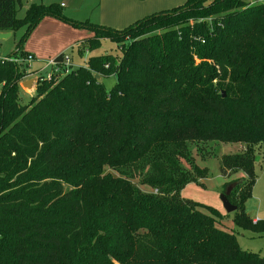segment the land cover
Instances as JSON below:
<instances>
[{
  "label": "trees",
  "instance_id": "trees-1",
  "mask_svg": "<svg viewBox=\"0 0 264 264\" xmlns=\"http://www.w3.org/2000/svg\"><path fill=\"white\" fill-rule=\"evenodd\" d=\"M20 1L0 0V31L24 28L12 56H26L45 15L88 29L84 50L105 37L120 53L37 81L28 105L27 65L0 62V264H264L216 225L219 210L179 195L203 171L182 165L191 144L243 143L219 171L241 172L223 187L243 226L259 223L244 202L253 146L264 144V2L185 0L117 30L64 18L62 4L32 3L18 17Z\"/></svg>",
  "mask_w": 264,
  "mask_h": 264
},
{
  "label": "rangeland",
  "instance_id": "rangeland-1",
  "mask_svg": "<svg viewBox=\"0 0 264 264\" xmlns=\"http://www.w3.org/2000/svg\"><path fill=\"white\" fill-rule=\"evenodd\" d=\"M131 1L137 3V7L150 8L151 10L148 14L170 9L171 7L185 2V0H180L174 4L171 2L173 0H21L17 5V14L18 17H23L27 8L32 3H41L43 5H61L62 3L59 9L64 18L81 22L90 21L120 30L130 23L122 24V20L118 18L117 22H115L116 24H111L109 22V19H111L110 13L113 8L121 7L120 5L122 4H126L129 7L133 6L135 3L132 4ZM248 1L250 2L249 5L264 2V0ZM23 32L24 28H19L11 33L9 37L0 39L1 59L10 57L12 52L16 49L18 40ZM89 32L90 31L86 28L73 26L55 16L45 15L30 32L27 40L22 46V50L26 54H31L34 59L38 61L29 63L32 69L38 65H44V62H40L63 52L71 57L73 66H82L84 68H88L87 60L91 56L106 54L118 55L120 53L118 47L105 37H102L98 45L92 50H84L83 39ZM35 48H38L45 56L41 57L36 54L34 52ZM19 54L16 56L11 55L10 59H18L21 63L26 64L21 61ZM193 59L195 63L199 62L196 57ZM207 62L213 65L211 59H207ZM37 75H40V73ZM34 76L35 75H29L19 82V98L22 104L28 105L31 99H38ZM30 78L34 80L32 84L28 86L21 85V82ZM100 82L103 84L104 90L108 92L115 84L116 79L114 75H107L102 76ZM215 82L219 83L221 81L218 77H214L213 83ZM225 82L226 80H224L223 83ZM189 149L190 153L188 157L182 159V165L187 170L192 171V169L196 168L203 171L194 170V175L189 172L190 175L194 176V180L188 182L179 192V195L183 198H189L208 204L210 207L219 210L221 216L216 218V225L227 232H231L239 248L247 252L257 253L261 257H264V144L259 143L253 146L254 181L250 194L244 202L245 211L249 218L255 219V221L252 220L254 222L257 220L259 222L258 225L252 228L244 227L241 220H238L236 217L235 211L226 213L219 200L220 193L225 189V187H223L224 183L233 177L241 176V172H237L229 178L222 176L219 171V157L223 154L244 151L246 145L243 143L206 141L191 144ZM132 182L143 190H151L145 185H140L136 179H132ZM94 226V223H91L89 229H92Z\"/></svg>",
  "mask_w": 264,
  "mask_h": 264
},
{
  "label": "built area",
  "instance_id": "built-area-1",
  "mask_svg": "<svg viewBox=\"0 0 264 264\" xmlns=\"http://www.w3.org/2000/svg\"><path fill=\"white\" fill-rule=\"evenodd\" d=\"M8 59L9 58L7 59L0 58V62L4 60H8ZM15 61H17V59ZM21 61L26 63L27 68H28V73L26 74L25 77L27 78L29 75L31 76L35 75L34 76L35 83L41 80L49 81L51 79L60 78L69 72V69L72 65L71 58L67 54L63 55L61 61H57L56 59L52 57L45 61L40 62V63L44 62V65L42 66L38 65L39 67L36 66L33 69L31 68V66H29V63L36 62V60L31 54H26V56L23 59H21ZM38 73H40V75H37Z\"/></svg>",
  "mask_w": 264,
  "mask_h": 264
},
{
  "label": "crops",
  "instance_id": "crops-1",
  "mask_svg": "<svg viewBox=\"0 0 264 264\" xmlns=\"http://www.w3.org/2000/svg\"><path fill=\"white\" fill-rule=\"evenodd\" d=\"M180 0H173L171 2H173L174 4L176 2H179ZM132 4H134V1H131ZM62 4V3H61ZM137 3H135L133 6L129 7L126 4H122L120 5L121 7H115L112 9V12L110 13L111 15V19H109L111 24H116L115 22H117V19L119 18L120 20H122V24H126V23H130L134 22L137 19H140L144 16H146L148 14V12L151 10L150 8H144V7H137ZM120 24V25H122ZM91 32H89V34L86 36H90ZM11 35V32H10ZM36 54H38L41 57H44L45 55H43V53L41 51H39L38 48H35L34 51ZM52 58V57H51ZM38 62V61H36ZM255 221V219H252Z\"/></svg>",
  "mask_w": 264,
  "mask_h": 264
},
{
  "label": "water",
  "instance_id": "water-1",
  "mask_svg": "<svg viewBox=\"0 0 264 264\" xmlns=\"http://www.w3.org/2000/svg\"><path fill=\"white\" fill-rule=\"evenodd\" d=\"M9 36H10V32L0 31V39L7 38ZM95 78H99V76L95 75ZM32 81H34L33 78H30L28 80L21 82V85L28 86V85L32 84ZM222 96H224L223 92H222ZM231 189H232V184H228L225 187V189L219 195V200H220L221 206L226 213L232 212L236 209V206L233 205L228 199V195H229Z\"/></svg>",
  "mask_w": 264,
  "mask_h": 264
}]
</instances>
